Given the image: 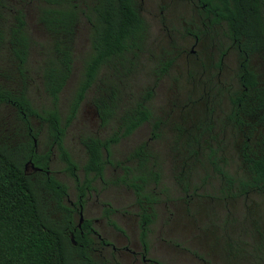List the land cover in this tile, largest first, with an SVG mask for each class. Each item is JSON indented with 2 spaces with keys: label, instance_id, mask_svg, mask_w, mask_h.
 <instances>
[{
  "label": "rangeland",
  "instance_id": "374dc122",
  "mask_svg": "<svg viewBox=\"0 0 264 264\" xmlns=\"http://www.w3.org/2000/svg\"><path fill=\"white\" fill-rule=\"evenodd\" d=\"M38 6L39 0H33L25 10L33 40L27 94L33 107L41 111L50 104L38 69L47 39L37 23ZM138 7L148 25L141 50L129 62L117 65L116 70L104 69L98 73L75 119L66 129L64 147L78 167V178L85 179L82 166L86 151L82 140L107 139L123 112L150 88L153 96L146 105L151 122L142 124L129 137L110 147L111 164L105 166L101 179L93 180L81 217L78 213L74 215L75 225L80 219L81 225L90 221L91 227L116 249L101 246L96 237L90 236L89 262L74 251L71 264H152L148 260L159 264H264V195L253 192L241 195L238 190L228 194L218 192L222 182L213 176V126L206 113L211 103L198 85L202 79L211 86L210 76L201 77L203 68L199 66H207L212 60L209 54L213 44L217 49H226L230 44L225 38L226 27L216 25L207 29V20L190 0H138ZM89 27L86 19L81 18L73 71L59 95L62 122L68 114L84 62L90 56ZM168 61L172 64L161 75L160 69ZM225 65L229 68L224 70L222 81L232 85L234 91L239 74L236 52H230ZM250 67L256 74L264 75V54L251 55ZM0 80L7 87L13 85L8 78ZM99 105L112 113L105 125ZM154 122L159 123L157 130L153 128ZM39 130H45V125L38 118L23 120L14 108L0 104V139L20 144L27 132ZM143 144L149 153L147 169L160 175L157 183L149 180L145 186L144 193H151L157 199L145 254L139 240L140 209L135 193L120 183L126 177L125 171H130L129 181L139 173V159L133 153ZM35 145L37 152L51 153V174L67 187L65 202L76 203L74 180L58 151L51 149L41 137L35 140ZM228 155L230 170L239 172L241 166L234 150ZM37 191L50 218L61 226L64 213L55 208L51 195L42 185L37 186ZM107 209L113 211L109 217ZM108 219L119 230L111 227Z\"/></svg>",
  "mask_w": 264,
  "mask_h": 264
},
{
  "label": "trees",
  "instance_id": "16d2710c",
  "mask_svg": "<svg viewBox=\"0 0 264 264\" xmlns=\"http://www.w3.org/2000/svg\"><path fill=\"white\" fill-rule=\"evenodd\" d=\"M31 1L0 0V79L8 78L13 84L7 87L0 80V104L14 108L23 120L35 117L45 125L43 131L27 132L20 144L0 139V264H71L74 251L89 262L92 227L90 221H86L81 225L85 231L83 236L79 231L73 232L76 208L84 206L93 180L101 179L105 166L111 164L109 158L104 157V154L110 155V147L129 137L142 124L151 122V112L146 104L153 96V89H147L134 106L123 112L116 129L107 139L88 137L82 140L86 151V162L82 166L84 180L76 174L78 167L64 147V136L98 73L104 69L116 70L117 65H124L135 57L142 48L148 25L140 13L138 0H39L37 23L47 39L38 69L50 104L49 108L40 111L33 107L27 94L33 40L25 10ZM199 1L207 25L209 21L225 25L227 35L242 52V78L252 80L256 74L248 67L249 56L264 54V0ZM83 17L90 26V56L84 62L68 114L62 122L58 110L59 95L73 71L77 30ZM171 64L172 61H168L162 65L160 74L167 72ZM98 109L105 125L112 113L103 105ZM158 126V122L153 123L154 130ZM40 137L51 149L58 151L66 171L73 178L76 208L65 202L67 187L51 174V153L36 151L35 140ZM148 154L145 144L135 149L133 156L139 159V173L129 181L130 171L127 170L126 177L120 179V183L135 193L140 209L139 240L145 252L153 206L157 203L153 194L144 193L145 186L149 180L157 183L160 179L158 172L147 169ZM36 168L39 170L35 171ZM251 170L258 177L242 181V186L246 189L258 188L259 183L264 186V154L251 165ZM39 184L49 192L55 208L64 213L61 226L46 212L37 191ZM112 212L107 209V216ZM108 224L119 230L111 219Z\"/></svg>",
  "mask_w": 264,
  "mask_h": 264
},
{
  "label": "flooded vegetation",
  "instance_id": "af4514ba",
  "mask_svg": "<svg viewBox=\"0 0 264 264\" xmlns=\"http://www.w3.org/2000/svg\"><path fill=\"white\" fill-rule=\"evenodd\" d=\"M190 1L195 3L196 8L204 16L201 2L199 0ZM216 25L224 24H212L209 21L207 29H213ZM225 38L230 42L227 48L217 49L216 45L213 44L209 54L212 60H209L207 66L202 64V66H199L203 68L200 73L201 77L207 74L212 82L211 86H208L205 80L202 81L200 79L198 85L201 91L203 90L208 102L211 103V108H207L206 113L210 118V125L213 126V176L219 178L222 182L221 187L218 188V192L221 194H228L238 190L241 195H247L250 192L264 195V186H261V183H259L260 186L258 188L252 189H246L242 186V181L258 177L252 172L251 165L259 161V158L264 154V75L260 76L251 69L250 55L248 67L256 76L252 80L243 79L241 75L242 52L232 42L227 32ZM195 40H198L197 36H195ZM232 51L237 54L239 72L236 78L237 88L234 91L232 90V85L222 81L224 70L229 68V65H225V59L230 56ZM191 53H193V50H191ZM213 78H215L214 82ZM233 150L238 164L241 166L239 172L229 168L231 162L228 153ZM104 157L108 158L106 154H104ZM70 206L76 208L75 203L70 204ZM76 209V214L78 213L81 217L83 207L80 206ZM76 231H79L81 236L85 233L81 228V219L76 228L73 229V232ZM72 235L71 232L70 236ZM91 235L97 238L99 245L111 247L112 250L116 249L112 244L106 242L93 228ZM100 240L104 242H100ZM74 245L76 246V243ZM143 253L145 254L144 247ZM142 259L144 261L145 257L142 256ZM148 262L152 263L153 260H148ZM153 263L156 264L155 262Z\"/></svg>",
  "mask_w": 264,
  "mask_h": 264
},
{
  "label": "water",
  "instance_id": "95a60500",
  "mask_svg": "<svg viewBox=\"0 0 264 264\" xmlns=\"http://www.w3.org/2000/svg\"><path fill=\"white\" fill-rule=\"evenodd\" d=\"M38 170H39V169H37V168L35 169V171H38Z\"/></svg>",
  "mask_w": 264,
  "mask_h": 264
}]
</instances>
